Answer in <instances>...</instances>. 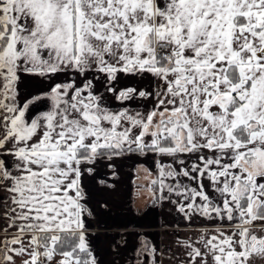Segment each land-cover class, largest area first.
Wrapping results in <instances>:
<instances>
[{"label":"snow or ice","instance_id":"obj_1","mask_svg":"<svg viewBox=\"0 0 264 264\" xmlns=\"http://www.w3.org/2000/svg\"><path fill=\"white\" fill-rule=\"evenodd\" d=\"M89 71L103 74L113 94L120 74L150 75L154 92L126 88L115 98H154L153 108L113 111L91 79L18 102L21 73L52 80ZM40 99L51 110L29 121ZM0 130V150L15 161L12 172L0 159L8 193L0 212L5 231L17 230L0 264L24 255L23 264H96L84 234L83 166L130 152L172 158L158 162L151 185L161 200L165 191L183 197L174 203L185 217L239 220L231 235H202V248L185 242L188 264L264 260V235L253 230L264 221V0H0ZM198 153L190 169L180 158ZM140 251L155 264L154 248Z\"/></svg>","mask_w":264,"mask_h":264},{"label":"crops","instance_id":"obj_2","mask_svg":"<svg viewBox=\"0 0 264 264\" xmlns=\"http://www.w3.org/2000/svg\"><path fill=\"white\" fill-rule=\"evenodd\" d=\"M17 84V98L19 103L33 99L38 95L47 93L55 83L68 82L75 79L79 84L83 79L94 82L97 94L103 96L104 104L113 111L128 109L130 113H147L153 108L154 98L143 100L136 97L124 102L115 97L119 91L126 88H135L154 92L156 81L150 75L131 76L120 74L113 82L115 94L107 92L108 81L103 74L89 71L86 77L68 72L59 74L48 80L37 75L21 73ZM40 99L38 101H43ZM47 100V99H46ZM49 101V100H47ZM46 111L39 110L33 119L40 118L51 110V102ZM10 147V145H9ZM205 154L208 155L205 150ZM0 156L6 158L8 169L15 172V161L11 155L0 150ZM199 153L180 157L185 160V166L191 168L198 163ZM172 164L171 157H160L154 153L141 155L137 152L124 155L98 159L92 165H84L81 177V187L85 198L82 201L87 209L83 216L85 236L88 246L96 258V264H137V260L144 264H153V256L140 249L146 244L148 249H155V264H188V251L185 242L202 248L198 243L204 234L213 235L218 230L231 235L238 219L228 221L219 218L210 219L195 214L190 217L178 211V203H186L183 197L163 193L165 199H159L161 193L151 185L153 179L158 178L157 164ZM179 170V164H173ZM88 168L94 171L89 173ZM141 181L144 183L142 184ZM179 182L197 188L196 182L187 178H179ZM176 183V181H166ZM205 191L214 202L219 203V196L213 190L210 182L203 181ZM153 187V191L149 188ZM157 188L159 186L157 185ZM157 199L153 202L155 194ZM8 193L0 189V198L7 197ZM199 202V201H198ZM9 221L0 212V245L11 240L16 234V228L5 231ZM253 230L258 235H264V221H253ZM27 246V237H25ZM19 247V246H18ZM254 264H264V260L257 259Z\"/></svg>","mask_w":264,"mask_h":264},{"label":"flooded vegetation","instance_id":"obj_3","mask_svg":"<svg viewBox=\"0 0 264 264\" xmlns=\"http://www.w3.org/2000/svg\"><path fill=\"white\" fill-rule=\"evenodd\" d=\"M49 101H47L46 99L43 101H36L34 104L29 106V109L26 113L27 118L29 119V121L31 119H33L34 115L39 111V110H43L46 111L49 107ZM1 157V156H0ZM4 247H1L0 245V249H3Z\"/></svg>","mask_w":264,"mask_h":264},{"label":"rangeland","instance_id":"obj_4","mask_svg":"<svg viewBox=\"0 0 264 264\" xmlns=\"http://www.w3.org/2000/svg\"><path fill=\"white\" fill-rule=\"evenodd\" d=\"M2 134H3L2 130H0V136H2ZM4 159H6V158H4ZM141 183L144 184L142 181H141ZM1 247H4L3 243L1 244ZM12 247H18V245H12ZM9 255H13V254L9 253ZM13 258L15 260V264H23V261L27 260L29 257L27 255H24V256H14ZM55 258L60 259L59 256H57Z\"/></svg>","mask_w":264,"mask_h":264},{"label":"trees","instance_id":"obj_5","mask_svg":"<svg viewBox=\"0 0 264 264\" xmlns=\"http://www.w3.org/2000/svg\"><path fill=\"white\" fill-rule=\"evenodd\" d=\"M154 188H155V190H156V192H157V190H158V188H157V185H156V186H154ZM156 199H157V193L155 194V197H154V199H153V202H155V201H156Z\"/></svg>","mask_w":264,"mask_h":264},{"label":"built area","instance_id":"obj_6","mask_svg":"<svg viewBox=\"0 0 264 264\" xmlns=\"http://www.w3.org/2000/svg\"><path fill=\"white\" fill-rule=\"evenodd\" d=\"M0 159L6 161V159H4V157H0ZM55 260H59V259L55 258Z\"/></svg>","mask_w":264,"mask_h":264}]
</instances>
